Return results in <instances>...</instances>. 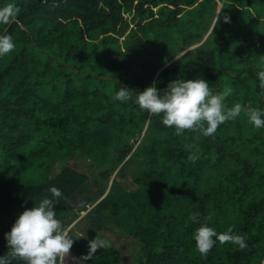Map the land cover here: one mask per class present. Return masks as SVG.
<instances>
[{"label": "trees", "instance_id": "trees-1", "mask_svg": "<svg viewBox=\"0 0 264 264\" xmlns=\"http://www.w3.org/2000/svg\"><path fill=\"white\" fill-rule=\"evenodd\" d=\"M8 2L20 12L0 25L16 44L0 57V255L16 217L55 186L68 255L85 264H122L112 244L83 259L117 229L140 245L131 264H264V128L242 112L211 136L177 135L114 99L201 76L213 93L232 89L229 107L264 108V0ZM87 159L92 173L77 167ZM205 222L246 246L202 255Z\"/></svg>", "mask_w": 264, "mask_h": 264}, {"label": "clouds", "instance_id": "clouds-1", "mask_svg": "<svg viewBox=\"0 0 264 264\" xmlns=\"http://www.w3.org/2000/svg\"><path fill=\"white\" fill-rule=\"evenodd\" d=\"M20 9L16 4L8 2L0 6V25H11L18 22ZM15 40L11 33L0 32V57L15 49ZM259 86L264 90V70L258 72ZM232 93L231 88H225L213 93L210 83L203 77L194 79H177L169 82L163 91L154 82L143 91L131 90L121 86L114 99L119 102L132 101L149 116H159L166 127H173L177 135L185 130H191L197 135L211 136L218 126L229 120H236L243 112L255 128H264V108H256L251 104L239 102L231 107L226 98ZM193 161L195 155L189 157ZM50 197L42 198L32 208L20 213L11 230L5 233L8 251L0 255V264H13L22 261L23 264H64L66 256L74 243L67 230L58 218L54 206L62 198L59 188L48 189ZM195 220V217H192ZM197 250L206 255L217 242H233L244 248L245 238L233 234L229 229L225 233L217 231L208 223H201L194 233ZM89 253L83 259H91L98 249H107L111 242L96 236L89 240Z\"/></svg>", "mask_w": 264, "mask_h": 264}, {"label": "rangeland", "instance_id": "rangeland-1", "mask_svg": "<svg viewBox=\"0 0 264 264\" xmlns=\"http://www.w3.org/2000/svg\"><path fill=\"white\" fill-rule=\"evenodd\" d=\"M196 46L197 45H195L191 48H194ZM72 162H74V161H72ZM88 163H91L89 159H87L86 163L82 161V165H86L85 167H81L79 165V163H77L78 166L77 165L76 166L81 171H85L87 173H90L92 171L93 167L91 166V164H88ZM72 164L74 165L75 163H72ZM83 214H85V213H83ZM115 229H117V228H115ZM104 234H105V237H103V238L109 240L112 245H114L115 247H117L121 251V253H122V264H131L133 261L135 253L138 251V248L140 247V245L137 243V241L134 240L132 237H129L128 235L123 234V232L120 231L119 229H117L116 232H106ZM64 264H85V263L73 255H68V256H66V258L64 260Z\"/></svg>", "mask_w": 264, "mask_h": 264}]
</instances>
